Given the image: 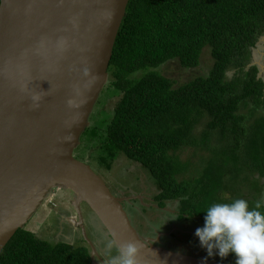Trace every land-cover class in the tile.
I'll return each mask as SVG.
<instances>
[{
  "label": "trees",
  "instance_id": "trees-1",
  "mask_svg": "<svg viewBox=\"0 0 264 264\" xmlns=\"http://www.w3.org/2000/svg\"><path fill=\"white\" fill-rule=\"evenodd\" d=\"M263 35L264 0H130L109 66L108 86L121 97L111 119L84 132L99 164L111 168L120 154L140 162L162 201L179 200L180 217L204 222L211 204L237 198L254 206L246 190L263 196L264 78L250 63ZM205 49L214 59L211 69L183 84L148 70L172 61L194 70ZM205 116L207 129L198 139L194 131ZM189 146L208 152L200 154L194 179L182 174L176 153ZM91 262L88 246L50 242L27 228L0 253V264Z\"/></svg>",
  "mask_w": 264,
  "mask_h": 264
},
{
  "label": "water",
  "instance_id": "water-1",
  "mask_svg": "<svg viewBox=\"0 0 264 264\" xmlns=\"http://www.w3.org/2000/svg\"><path fill=\"white\" fill-rule=\"evenodd\" d=\"M129 2L0 0V253L53 188H66L74 192L79 221L73 223L81 227L93 263L99 253L87 235L82 203L111 239L116 234V247L140 245L139 264H201L202 256L142 236L122 199L74 155L109 81ZM207 264L225 263L209 258Z\"/></svg>",
  "mask_w": 264,
  "mask_h": 264
},
{
  "label": "rangeland",
  "instance_id": "rangeland-1",
  "mask_svg": "<svg viewBox=\"0 0 264 264\" xmlns=\"http://www.w3.org/2000/svg\"><path fill=\"white\" fill-rule=\"evenodd\" d=\"M201 65L195 68L194 70L183 67L179 62L172 61L164 64L162 67L159 68H151L150 70L160 71L161 73L169 76L170 78H173L176 82V85H180L188 81L192 74L195 75H207L209 72L208 70L211 69L214 59L211 57L210 52L205 49L204 54L201 59ZM252 64L259 65L260 68V75L264 78V35L259 39L256 47L253 49V55H252ZM210 68V69H209ZM144 70L137 72L138 75L143 74ZM204 73V74H203ZM119 97H121V94L118 96L115 91L111 90L108 86V83L102 90L98 101L95 104V107L91 113L90 116V126H103L107 119H111L113 116V109L114 106L119 100ZM209 120L208 116H205L199 124L195 128V136L198 139H201V133L202 131H205L207 129L206 123ZM89 126V127H90ZM88 127V128H89ZM102 129V128H101ZM207 141V139H204ZM202 140V141H204ZM213 145H215V137L213 138ZM89 141V142H88ZM88 142V144H87ZM201 149H198L193 146L184 147L178 152L179 159H182L181 161L183 164L180 165L181 170H183L182 174L187 179H194L198 174L196 173L199 170V165L201 164V158L200 154L204 153L205 155H208V152L206 149L200 147ZM97 150H95V145L92 141H90V138L87 134L82 135L81 137V143L80 145L75 149L74 155L76 158L86 161L89 163L92 168L99 173L103 179L106 181V183L109 185V187L112 190L117 189H124L132 185L134 182L138 181V175L134 174L129 171V169H132L133 171H136L140 173L141 165L130 161L129 158L126 156L120 154L111 165V168H107L106 165H100L97 158ZM130 162V164H129ZM128 165H130L128 167ZM137 166V168L135 166ZM135 169V170H134ZM185 178V179H186ZM153 180V183L150 182L149 178H145L144 180L146 183H148L150 188H154L153 185H155L154 178H151ZM254 189V188H253ZM247 193H249L251 196H253L254 202H257L261 199V194L259 192H249L246 190ZM229 197L228 194H225ZM72 196V202L74 201L75 195L74 192L70 189L62 188V190H59L57 188H53L50 196L43 202L42 206L38 209V211L31 217V219L26 224L25 228L35 232L38 236L50 241V242H69L70 244L74 246H83L85 245V237L82 229H77L75 227L74 223L67 222L63 218V208L59 207L58 204L60 201L64 202V207L69 209L70 213H72V217H75V209L74 205L72 203V208L70 207L69 200ZM59 199V200H58ZM61 204V203H60ZM84 206H86L84 208ZM82 205V211L84 218L85 216H89V214H93L92 209L86 204ZM144 207V206H143ZM169 208L172 210H169V212H162L160 210H150L148 214H144L142 216H139L140 212H134L133 218L138 226H140V229L142 230V233L148 234L149 232L153 231L154 228L152 226L156 225L158 223V217L160 215H166L168 217H172V219H176L175 212L178 209V202H174L169 205ZM140 213V214H139ZM95 214V213H94ZM172 214V215H170ZM75 215V216H74ZM77 219V217H75ZM98 221V227L100 229L105 230V228L101 225V222ZM87 224V223H86ZM176 225H180L178 223H175ZM89 225V224H88ZM86 225V231L89 238L92 237V229L90 226ZM203 224L198 219H193L189 221H183V228L185 230L192 231V233H185V235L177 233L178 235V241H184V242H177V241H170L169 238H163L162 239V245L163 247H166L171 250L181 251L187 254L196 255V256H202L205 257L207 255L206 251L203 250L199 246L198 238L195 237V231L198 227H202ZM170 227H166L165 229H169ZM68 229L73 230L74 234L71 235L68 231ZM72 233V232H71ZM67 235V238L65 236ZM185 241H188V243H185ZM115 250V247H113V250ZM217 257V256H216ZM214 257V258H216ZM221 259V258H220Z\"/></svg>",
  "mask_w": 264,
  "mask_h": 264
},
{
  "label": "clouds",
  "instance_id": "clouds-1",
  "mask_svg": "<svg viewBox=\"0 0 264 264\" xmlns=\"http://www.w3.org/2000/svg\"><path fill=\"white\" fill-rule=\"evenodd\" d=\"M33 99L38 101L39 97ZM203 213V226L195 231L199 246L207 253L201 264L216 256L226 259L230 254L235 256V264H264V197L254 206L243 198L213 203ZM114 245L115 233L106 246L109 254ZM117 253L111 255L109 264H139L140 245L136 242L118 244Z\"/></svg>",
  "mask_w": 264,
  "mask_h": 264
},
{
  "label": "flooded vegetation",
  "instance_id": "flooded-vegetation-1",
  "mask_svg": "<svg viewBox=\"0 0 264 264\" xmlns=\"http://www.w3.org/2000/svg\"><path fill=\"white\" fill-rule=\"evenodd\" d=\"M130 161H133V162L141 165V169L139 170L140 173H138L136 171H133L132 169H129L130 172L138 175V177H137L138 181L134 182L132 185L127 186L125 188V190L124 189L112 190L109 187L110 190L116 196H118V197H120L122 199L123 206L127 210L128 214L130 215L132 223L134 224V226L136 227V229L140 232V234L142 236L151 239V242H153V243H155L157 245H162V239L163 238H165V239L169 238V239H171L170 240L171 242L174 241V240L177 241V242H184V241H178L179 238H178L177 233L185 235V233H190V232L192 233V231L185 230L183 228V221H189V220H193V219H198L202 224L204 222L201 221L199 216H192L191 218H189L188 216H190V215L183 214V216L180 217L179 200L178 199H175V200H173V199H165V200L162 201L158 197V195L161 192L158 184L154 181V183H155V185H153L154 188L153 187L150 188L148 183H146L145 180H144V177L147 178V179L149 178L150 182L153 183V180L151 179V178H153V176L150 174L148 169L143 164H141L138 161H135V160H132V159H130ZM129 164H130V162H129ZM129 166L130 165H128V167ZM133 166H135V165H133ZM135 167L137 168V166H135ZM261 184H264V179L261 181ZM57 189L62 190L61 188H57ZM263 193H264V190H263ZM174 202H178V209L175 212L176 219L173 220L172 217H168L166 215L165 216L164 215H160L158 217V223L156 225L152 226L154 228V230L149 232L148 234L142 233V230L140 229V226H138L136 224V222H135V220L133 218L134 212H140L141 211L140 212L141 214L139 213L140 214L139 216H142L144 214H148L150 210H155V211L160 210L162 212H167L168 213L169 210H171L169 208V205L174 203ZM69 203H70V207L72 208V203H73L72 202V196H71V199L69 200ZM56 204H58L59 207L63 208V213H64L63 214V218L65 220H67V222L69 221V222L72 223L73 219H76L75 217H77V219H78V214H77L76 209H75L74 206L73 207L75 209V213H76L75 215L76 216L74 215L75 217H72V213H70L69 209L64 207V202L63 201H60L59 203H56ZM82 205L84 206V205H86V203H82ZM85 207L86 206H84V208ZM82 213H83V211H82ZM170 215H172V214H170ZM83 218H84V215H83ZM97 219H98V217L94 214V212H93V214H89V216H87V217L85 216V218H84L85 227H86V225L89 224L88 226H90L91 229H92V234L93 235H92V237L90 239L96 245V247L98 249V253H99V256H96L95 263L91 262V264H105V263L109 264L111 255L118 254L117 253V247H116V245H114L115 250L112 251L113 250L112 249L111 250V254H109L107 252L106 246H107L108 241L111 239V237L108 235L107 231H104V230L100 229V227L97 226L98 225ZM78 221H79V219H78ZM175 223H178L180 225H176ZM168 226L170 228L169 229H165ZM75 227H77V229H81V227L78 226V225H75ZM68 230H69L68 232L71 235L74 234L73 230H71V229H68ZM65 236L67 238L66 234H65ZM62 242H65V241H62ZM85 242L86 243L83 246H88L90 248V254H91V252H92L91 247H90V245H89V243L87 241H85ZM67 243H69V242H67ZM185 243H188V241H185ZM216 258L220 259V257H218V256Z\"/></svg>",
  "mask_w": 264,
  "mask_h": 264
}]
</instances>
